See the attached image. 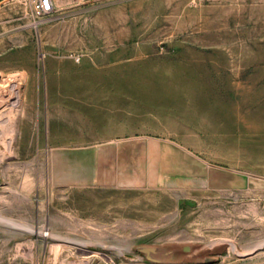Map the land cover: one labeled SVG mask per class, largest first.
<instances>
[{
  "label": "rangeland",
  "instance_id": "rangeland-1",
  "mask_svg": "<svg viewBox=\"0 0 264 264\" xmlns=\"http://www.w3.org/2000/svg\"><path fill=\"white\" fill-rule=\"evenodd\" d=\"M53 2L0 6V264H264V0Z\"/></svg>",
  "mask_w": 264,
  "mask_h": 264
},
{
  "label": "bare ground",
  "instance_id": "bare-ground-1",
  "mask_svg": "<svg viewBox=\"0 0 264 264\" xmlns=\"http://www.w3.org/2000/svg\"><path fill=\"white\" fill-rule=\"evenodd\" d=\"M4 117V116H3ZM2 119H4V118H2ZM150 142H152V141H150ZM149 142V143H150ZM157 143V142H156ZM154 148V147H153ZM149 165V164H148ZM139 171V170H138ZM148 177V176H147ZM152 183V182H151ZM144 186V185H143ZM0 221H5V222H7V223H11V224H13V225H15V226H17V227H21V228H24V229H26V230H28V231H38V229H37V227H35V226H28L27 224H23V223H18V222H15V221H13L12 219H5V218H1L0 217ZM81 243V242H80ZM264 242H259V244H257L256 246H254L253 248H251L250 250H249V252H248V254H247V252L245 253L246 255H252L253 253H255L256 251L258 252V250H261V249H263V247H264V244H263ZM58 246H59V244H58ZM55 253H56V257H58V255H59V249L56 247L55 248ZM95 255V254H94ZM75 259H77L76 257H75ZM79 259V258H78ZM91 260V259H90ZM90 260H88V261H90ZM88 261H76V264H88L87 262ZM69 263V262H68ZM74 263V262H73Z\"/></svg>",
  "mask_w": 264,
  "mask_h": 264
},
{
  "label": "built area",
  "instance_id": "built-area-1",
  "mask_svg": "<svg viewBox=\"0 0 264 264\" xmlns=\"http://www.w3.org/2000/svg\"><path fill=\"white\" fill-rule=\"evenodd\" d=\"M89 2H98L100 0H88ZM55 10L53 0H37L35 11L39 16H45L52 13ZM43 236L48 237L50 235L49 230H45Z\"/></svg>",
  "mask_w": 264,
  "mask_h": 264
},
{
  "label": "water",
  "instance_id": "water-1",
  "mask_svg": "<svg viewBox=\"0 0 264 264\" xmlns=\"http://www.w3.org/2000/svg\"><path fill=\"white\" fill-rule=\"evenodd\" d=\"M7 1H10V0H1L0 6ZM145 258H146V260H148L149 262H152V263H167V262L174 261V260L165 259V258H161V257L159 258L158 255L156 256V254L154 253V250H149V252L147 250V252H145Z\"/></svg>",
  "mask_w": 264,
  "mask_h": 264
},
{
  "label": "crops",
  "instance_id": "crops-1",
  "mask_svg": "<svg viewBox=\"0 0 264 264\" xmlns=\"http://www.w3.org/2000/svg\"><path fill=\"white\" fill-rule=\"evenodd\" d=\"M149 264H179V263H177V260H174V261L167 262V263H152V262H150Z\"/></svg>",
  "mask_w": 264,
  "mask_h": 264
}]
</instances>
